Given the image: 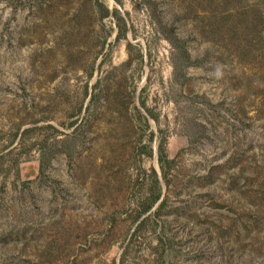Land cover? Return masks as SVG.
I'll return each instance as SVG.
<instances>
[{"label": "rangeland", "instance_id": "rangeland-1", "mask_svg": "<svg viewBox=\"0 0 264 264\" xmlns=\"http://www.w3.org/2000/svg\"><path fill=\"white\" fill-rule=\"evenodd\" d=\"M261 28L264 0H0V264H264Z\"/></svg>", "mask_w": 264, "mask_h": 264}, {"label": "trees", "instance_id": "trees-1", "mask_svg": "<svg viewBox=\"0 0 264 264\" xmlns=\"http://www.w3.org/2000/svg\"><path fill=\"white\" fill-rule=\"evenodd\" d=\"M225 23H226V21H225V22L223 21V24H225ZM228 23H230V26H233L232 28H234V26H237V24H235V23H233V22H230V21H229ZM220 25H222V24H220ZM228 25H229V24H228ZM240 27H241V28L237 30V31H240V33H241V35H240V37H239V41H241V43H242V42L246 43V39H247V40H250V38H248V37L250 36V34L248 33V26H247V25H241ZM259 30L264 31L263 28H261V29H259ZM259 30H258V35L260 34V33H259V32H260ZM262 31H261V32H262ZM256 34H257V33H256ZM259 38L264 40V36L262 37L261 34L259 35ZM250 41H251V40H250ZM244 43H243V46L246 45V44H244ZM161 151H162V149L160 148L159 151H158V152H159V155H158V161H159V162H162V161L164 160V155H162V152H161ZM155 199L158 200V199H159V196L157 195L153 200H155ZM150 207H151V206L149 205V206L147 207V209H149Z\"/></svg>", "mask_w": 264, "mask_h": 264}]
</instances>
